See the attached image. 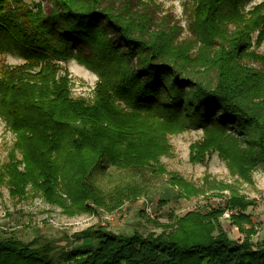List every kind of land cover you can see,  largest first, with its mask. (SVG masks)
I'll return each instance as SVG.
<instances>
[{
  "label": "trees",
  "instance_id": "1",
  "mask_svg": "<svg viewBox=\"0 0 264 264\" xmlns=\"http://www.w3.org/2000/svg\"><path fill=\"white\" fill-rule=\"evenodd\" d=\"M45 1L47 7L32 8L25 0H0V56L23 61L0 70V117L17 136L0 170V190L7 186L21 200L32 185L70 215L91 204L115 211L148 193L123 188L107 201L91 181L104 160L155 174L153 166L172 152L169 137L192 128L204 137L191 147V163L206 164L218 153L233 175L253 183L264 163V55L256 52L264 43V0L249 12L244 7L254 0H184L193 6L194 39L185 44L178 43V24L139 17L117 0ZM72 60L99 78L92 106L71 98L62 63ZM169 176L178 197L206 195ZM212 186L216 197L230 191L225 208L172 215L158 224L160 235L90 228L79 236L97 248L58 259L50 244L10 237L0 240V264H264V244L253 242L258 230L246 213L256 200L227 184ZM227 213L242 242L224 230Z\"/></svg>",
  "mask_w": 264,
  "mask_h": 264
},
{
  "label": "rangeland",
  "instance_id": "2",
  "mask_svg": "<svg viewBox=\"0 0 264 264\" xmlns=\"http://www.w3.org/2000/svg\"><path fill=\"white\" fill-rule=\"evenodd\" d=\"M25 1L32 8H35L38 3L48 6L45 0ZM262 2L263 0H254L246 4L244 9L249 12ZM116 5L129 6L132 14H137L139 17L148 15L156 23H162L164 20H168L171 25L176 23L183 29L178 43L185 44L194 41L189 29L193 6L189 2L185 3L184 0H117ZM197 51V48L192 50L194 57ZM256 52L264 55V43L256 49ZM246 63L249 66L260 68L257 63L248 61ZM22 64L23 61L17 57L0 56V70ZM62 66L68 68L70 73L68 79L71 98L83 100L85 104L92 106L99 82L97 74L75 60L62 63ZM206 77V80L212 79L211 74ZM203 137L204 131L194 128L182 134L170 136L172 152L169 156L160 158V167L153 166L155 174L152 172L153 169L119 170L109 164L107 159L104 160V164L94 172L91 181L107 201L115 196L116 191L123 188L129 190L136 188L148 193L134 202L126 201L115 211L91 204L89 205L90 211L70 215L62 206L48 203L32 185L26 188V193L21 200L12 198L7 186L2 187L0 190V240L10 237H16L25 243L38 240V247L50 244L54 256L58 259L63 252L90 247L97 248V241L85 240L79 236L82 231L90 228L104 229L107 232L126 236H131L135 231L144 236L160 235L162 229L158 224H169V218L172 215L179 219L194 211L205 213L213 208H225L231 193L225 191L224 198L216 197L217 192L212 185L219 182L230 185L233 190L248 199L256 200L255 206L250 207L246 213L252 217L258 230L253 242L264 244V163L260 164L253 173L252 184L233 175L226 163L219 158L218 153H213L206 164H193L190 161L191 147L202 141ZM16 142L17 136L9 130L6 121L0 117V170L9 163ZM18 154V158L22 159L21 154ZM170 174L183 178L197 189H203L206 195L191 199L178 197L179 190L169 182ZM61 195L66 198L63 194ZM67 200V206L70 207L71 201ZM221 223L232 240L239 242L244 240L245 236L232 224L230 213L221 218ZM246 228L250 227L246 226Z\"/></svg>",
  "mask_w": 264,
  "mask_h": 264
}]
</instances>
